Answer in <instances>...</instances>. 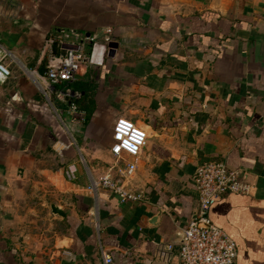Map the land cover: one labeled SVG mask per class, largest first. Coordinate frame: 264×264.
<instances>
[{
  "label": "crops",
  "instance_id": "0c3cea01",
  "mask_svg": "<svg viewBox=\"0 0 264 264\" xmlns=\"http://www.w3.org/2000/svg\"><path fill=\"white\" fill-rule=\"evenodd\" d=\"M49 35L97 45L74 78L92 85L88 119L78 108L70 121L77 92L43 81ZM0 41L15 57L0 84V264H102L101 248L110 264H179L176 246L157 257L156 245L176 243L210 159L251 186L219 197L210 220L236 264H264V0H0ZM117 116L146 135L135 202L88 188Z\"/></svg>",
  "mask_w": 264,
  "mask_h": 264
},
{
  "label": "built area",
  "instance_id": "2783aa9c",
  "mask_svg": "<svg viewBox=\"0 0 264 264\" xmlns=\"http://www.w3.org/2000/svg\"><path fill=\"white\" fill-rule=\"evenodd\" d=\"M95 45V42H91L86 53L80 43L67 42L59 36H47L42 47L45 59L42 78L46 86L74 79L78 67L91 63ZM14 61L13 53L0 41V84L9 78L10 64ZM67 107L70 121L79 122L83 119V111L72 101L68 102ZM110 133L108 152L115 161L123 162V168L118 174H113L110 166L98 177H91L88 188L91 191L101 189L111 193L120 203L140 200L142 193L131 187L130 177L145 144V132L131 120L117 116ZM240 176L237 169L228 167L221 160L210 159L199 163L192 176L197 193L196 211L180 230V240L176 243H158L155 255L165 257L176 246L179 264H236L235 242L210 220L208 209L224 194L248 193L251 186L242 181ZM100 255L102 264H110L108 251L101 248Z\"/></svg>",
  "mask_w": 264,
  "mask_h": 264
},
{
  "label": "trees",
  "instance_id": "16d2710c",
  "mask_svg": "<svg viewBox=\"0 0 264 264\" xmlns=\"http://www.w3.org/2000/svg\"><path fill=\"white\" fill-rule=\"evenodd\" d=\"M57 88L62 91L69 89L72 92H77V95L73 96L71 101L77 108L84 111V118L88 119L94 104L91 83L84 80L71 79L58 83Z\"/></svg>",
  "mask_w": 264,
  "mask_h": 264
},
{
  "label": "rangeland",
  "instance_id": "374dc122",
  "mask_svg": "<svg viewBox=\"0 0 264 264\" xmlns=\"http://www.w3.org/2000/svg\"><path fill=\"white\" fill-rule=\"evenodd\" d=\"M96 47H97V45L95 46V51L97 52L98 51V49L96 50ZM88 50V49H87ZM86 53H87V51H85ZM99 116V115H98ZM101 120H102V116H100L99 118L97 117V120H96V123H97V125H100V123H102L101 122ZM108 122L107 121H105L104 123H103V127H99L98 129H97V131L99 132V134H100V131L101 130H103V131H105L106 130V128H107V124ZM104 155L102 156V157H99V158H97V159H95L94 161L95 162H93V164H94V166L97 168V169H99V170H101V169H103V170H105V169H108L110 166H112V168H111V172L113 173V174H118V171L120 170V169H122L123 168V162L122 161H119V160H117V161H115V159H113V157L107 152V151H104V153H103ZM66 161V160H65ZM100 174H97V175H95V177H98ZM134 184H135V182H133ZM135 187V186H134ZM136 188V187H135ZM134 188V189H135ZM30 202V204L33 206V208H34V214H33V217L35 218V219H37V224L39 225V226H41V224L43 223V221H45V218H43L44 217V210H45V207H42L40 204H39V202L40 201H29ZM46 202H48V201H46ZM23 208H24V205H23ZM46 222H47V220H46Z\"/></svg>",
  "mask_w": 264,
  "mask_h": 264
},
{
  "label": "water",
  "instance_id": "95a60500",
  "mask_svg": "<svg viewBox=\"0 0 264 264\" xmlns=\"http://www.w3.org/2000/svg\"><path fill=\"white\" fill-rule=\"evenodd\" d=\"M49 208H50L51 213L59 215V216H63V211L61 209H59L57 206H55L54 204H50ZM196 208H197V205L195 204L193 209H192V212H191V215H190L189 219H191L193 217V214L195 213ZM180 235H181L180 232L176 233L175 242H178L180 240L179 237H178Z\"/></svg>",
  "mask_w": 264,
  "mask_h": 264
}]
</instances>
